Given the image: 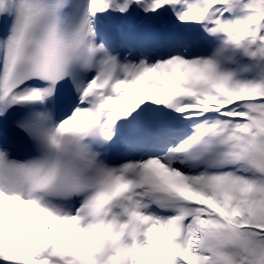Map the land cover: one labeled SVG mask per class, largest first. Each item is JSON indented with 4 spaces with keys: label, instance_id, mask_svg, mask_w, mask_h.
Wrapping results in <instances>:
<instances>
[{
    "label": "snow or ice",
    "instance_id": "1",
    "mask_svg": "<svg viewBox=\"0 0 264 264\" xmlns=\"http://www.w3.org/2000/svg\"><path fill=\"white\" fill-rule=\"evenodd\" d=\"M0 264H264V0H0Z\"/></svg>",
    "mask_w": 264,
    "mask_h": 264
}]
</instances>
